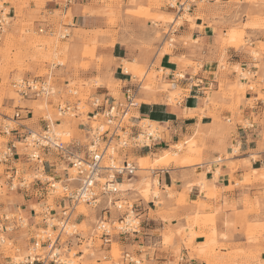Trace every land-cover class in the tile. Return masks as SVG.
Instances as JSON below:
<instances>
[{"label": "crops", "instance_id": "0c3cea01", "mask_svg": "<svg viewBox=\"0 0 264 264\" xmlns=\"http://www.w3.org/2000/svg\"><path fill=\"white\" fill-rule=\"evenodd\" d=\"M131 1L142 2L146 6L149 1L166 0H123L125 8L129 7ZM36 2V0L28 2L23 16L29 21L34 19L33 25L38 29L56 31V24H59L71 30L70 37L77 31L78 33L110 31L114 34L104 38L105 42L114 40L113 47L99 48L98 56L106 59L102 68L92 66L89 70L80 69L76 72L62 63L53 69L57 95L50 98L58 100L57 108L64 102L71 107L77 120L84 116L78 109L80 101L72 103L67 100L73 91L77 93L80 91L79 85L74 83L83 80L89 84L94 83L95 91L91 98L118 99L117 96L122 95V98L127 90H135L136 98L144 100L136 108L140 115L138 121L140 118H147L169 131V135H164L152 150L136 151L137 155L168 151L184 138L191 136L195 130L207 135L200 143L201 150L205 147L201 156L204 166L198 168L197 174L190 168L174 165H171L170 169L154 172V176L159 178L161 191L173 192L174 199L164 206L161 213H157L156 202L146 203L141 199L137 200L134 210L139 223L135 233L130 232L117 238L123 248L126 262L124 264H208V262L226 264L229 259L228 249L220 250L221 255L217 257L207 254L199 257L197 254H191L186 243L192 234H195L192 243L194 247L208 243V235L215 238L217 244L229 245L233 249H236L237 245L246 246L245 236L236 234L230 226L231 222L237 223L240 220L230 206L236 205L237 210L243 212L244 206L241 201L244 196H249L254 210L259 211V214L248 217L264 222L262 196L264 185H238L247 174L264 173V68L262 71L256 68L264 61L252 56V51L258 49L260 44H264V32L257 29L246 30L251 40L247 44L250 47L238 49L233 46L224 47V42L227 43L232 38L225 39L228 27L236 21L235 17L229 15V10L217 15L208 9L201 12L196 5H192V11L189 13L192 20L185 19L182 25L173 31L179 43L172 53L160 56L163 47L153 44L152 49L146 48L149 44L148 36L139 31L143 21L127 16L126 9L110 7L107 2L101 0H41L42 7L36 11ZM6 7L10 8L9 16L12 21H16L15 8L11 3H7ZM3 15V9H0V18ZM69 15L71 23H64ZM183 15H179L177 20ZM125 25L130 27V30H124L122 27ZM80 41L79 39L75 42L78 49L81 46ZM181 58L190 61L191 64L181 67L177 61ZM124 61L130 64L137 62L141 66L147 65L156 73H161L157 90L142 92L141 85L136 82L137 79L124 71ZM222 62L231 70L239 66L244 71H250L253 77L238 78L236 70L220 76ZM222 83L224 92L221 93ZM163 86H170L171 92L177 93L176 104L169 102V90L164 92ZM114 91H119V95L115 97ZM5 106L7 109L13 107L18 111L19 119H15L18 123H27L34 118L33 109L16 107L14 100H7ZM88 107L90 110L86 115L89 118L91 117L89 112L91 113L93 109L90 102ZM217 117L222 119V122L217 121L215 119ZM33 126L37 127V123ZM55 126L59 128L58 124ZM88 126L89 123L87 125L81 122L80 131L87 129ZM19 128L21 132L26 129L28 131L30 127L24 129L23 125H19ZM18 134L19 132L16 133ZM69 147H78L77 142L70 144ZM226 154L228 157H225L223 165L213 162L214 159H219L220 155ZM183 156L193 159L190 154ZM23 159L24 163H27L26 158ZM53 163L55 164L54 161L51 164ZM195 180H204L208 187L207 194L213 193L215 196L209 197L199 184L193 183ZM11 195L7 198L14 200L7 203L8 210L10 212L21 210L25 213L26 219L33 224L32 221L36 218L33 214L36 213L34 206L41 203L40 183L36 181V185H31L30 189L11 192ZM181 197L187 201L186 206L178 205L177 200ZM257 199L259 202H256ZM199 202L203 206L204 216H209L215 221L214 229L210 225L189 227L186 217L196 211ZM178 230L187 240H182L181 236L176 234ZM19 232L14 230L11 233L13 241L17 239ZM164 232L171 233V236H167L168 239L171 237L168 244L164 240ZM213 232L216 237H212ZM227 234L233 236L230 235L229 239L223 238ZM83 240V235L78 234L75 240H70L67 244L70 248L74 243L80 247ZM88 240L90 241V238L86 242ZM111 245L112 243L107 246ZM82 254L79 252L78 257L83 258ZM3 264L13 263L6 260Z\"/></svg>", "mask_w": 264, "mask_h": 264}, {"label": "rangeland", "instance_id": "374dc122", "mask_svg": "<svg viewBox=\"0 0 264 264\" xmlns=\"http://www.w3.org/2000/svg\"><path fill=\"white\" fill-rule=\"evenodd\" d=\"M29 1L31 0L0 1V9H3V12H5L4 16H8L6 22H9V25L6 28L7 30L0 41V215H4L6 213L9 215L10 219H13L14 216L19 214V217L23 218V222H26L24 212L21 210L10 212L7 208V203L14 200V198L13 200L7 198V196H12L11 192H8L7 188V184L9 182L8 178L10 177L9 169L12 168V166L19 170V178L20 176H23L27 180V183L34 182L35 178L40 179L41 203L34 206L36 213L33 212V214L36 215V218L32 221L33 224L27 220L28 222L26 227V223H23L22 227H25L18 229L20 232L17 235V239L15 238V241H13L14 237L10 236L11 233L4 235L0 234V264H3L6 260L13 264H18L20 261H24L27 256H33L35 254L45 257L49 252V249H43L40 245H38V249L34 250V240H32V238L37 237L42 233L43 238H45V222L51 223L49 224L47 234H50L52 239L56 238L58 231L55 228H52L51 225H55L57 222L56 220L51 221L50 216L47 218L44 216V213L47 210L46 208L49 205V208L53 209L52 213L56 214L54 216L59 217L62 212V209L60 208L61 201L63 207L65 205H69L68 201L63 203L62 198L65 196L63 187L68 185L70 190L77 188L75 181H69V179L75 177V173L70 169L71 165L66 158L64 159V157L56 151L47 150L44 153H41L44 166L39 164L40 173L38 174L35 173L36 171L34 170V166L36 165L33 162L24 163L25 161L23 158H27L30 153V148L26 146L24 138L28 136L29 131L37 133L43 132L46 129V123L48 121L50 129L52 128V123L58 124L59 128L55 127V131L62 134L61 142L63 143V147L70 148V144L77 142L78 147L76 148L82 151L85 146L89 144V136L87 133L88 127L87 129L80 131L81 128H79V125L81 122H84L87 125L89 123V125L94 126V124L92 125V123H90V120L86 115L90 109L83 102L85 100L88 101V98L95 91L93 82L89 84L83 80H78L74 83L79 85L80 91L78 92V96L67 97V100L72 103L82 99V106H84V108H82L79 112L82 111V115L84 116L77 120L75 116H72L73 114L64 116H60L58 114L57 99L55 100L50 97L38 98L33 96L22 97L13 86L14 81L24 78L26 79L27 77H45L50 72L48 66L58 63H63L67 65V67L75 69L76 72L80 71V69L89 70L92 66H96L100 69L106 63V59L98 56L99 48L114 46V40L110 42L104 41V38L114 36L113 32L110 31L83 33H78L77 31L74 35L63 41H59L57 36L50 37L47 34H40V29L33 25L34 19L29 21V19H26L23 16L25 8L29 5ZM36 1V11H39L42 7V3L41 0ZM101 1L107 2L110 7L117 6L122 10L126 9L125 13L127 16H133L134 18L141 19L143 23L140 25L142 28H140L139 31L144 35H147L149 41L146 48L148 50L152 49L153 44L154 46H162L163 49L160 51V56L173 52L179 43L177 37L173 34V31L177 30L182 25V21L185 19L192 20L189 13H184L182 18L177 20L178 16L170 7L171 4H175L176 0H166L165 2L149 1L146 6H144V3L142 2L131 1L129 7L126 8L123 5V0ZM7 3H11L15 8L17 18L14 22L8 15L10 14V8L6 7ZM193 5H196L201 12L202 10L208 9L211 12H215L217 15L229 10V15L235 17L236 21L228 27V32L225 37V39L227 37L232 38L228 40L229 42L227 43L229 44L224 42V47L233 46L236 49L245 46L250 47V45L247 44H249L251 40L247 36L246 30L257 29L264 32V0H216L214 2L196 0V3ZM226 6L228 9H226ZM243 19H245V21H243ZM68 22L71 23L70 15L64 20V23ZM122 28L124 30H130V27L126 25ZM55 30L56 33L67 31L69 34H72L70 29L59 24H56ZM79 39L81 40V46L78 49L75 42ZM263 54L264 44H260L258 49L252 51L253 58L260 60L263 59L264 61ZM177 61L181 67H186L187 64H191L190 61L182 58ZM123 63L126 72L134 76L135 79H137L136 82L141 85L142 92L157 90L158 80L162 75L161 73H156L154 69L150 68V66H141L137 62L130 64L128 61H124ZM256 68L262 71L264 63ZM233 70H236L238 78L253 77V75L250 74V71H244L239 66L231 70L225 62H222L220 76L231 74ZM51 81L55 82L54 79ZM170 88V86H163L162 90L164 92L169 90V102L171 104H176L178 95L176 92H171ZM220 91L221 93L224 92L223 83L221 84ZM113 95L116 97V95H119V91H114ZM121 96L122 95H119L117 97L119 98ZM10 99L15 101L16 107H22L24 109H28L29 107L33 109V120L28 121L27 123L16 122L15 114H17L18 111L13 107L7 109L5 106L6 101ZM136 101L138 102V105H141L144 102V100L140 98H137ZM138 117H140V115L138 114L137 109L132 110L131 115L128 117V125L137 124L140 127H145V124L143 125V123L138 121ZM215 119L222 122V119L219 117ZM35 123H37V127L33 126ZM19 125H23L24 129L27 127L30 128L28 131L26 129L20 132L21 128H19ZM7 126H9L10 129L13 128L14 131L16 130L19 134L16 135L17 132L15 131L16 133L12 132L10 135H6L4 133V128ZM158 126L161 138H164V135H169V131L166 130L165 127L162 125ZM206 136L207 135L203 132L195 130L191 136L184 138L168 151H162L156 154L152 152L153 154L138 155L130 153L129 160L134 163L139 170L136 172L135 177L130 181L126 179L124 181V184L127 185V188H130L131 191H124L121 193V196L127 198L130 206L124 207L119 213L112 208L111 220L115 221L114 226H119V217L127 211H130L133 206H136L138 199H141L146 203H150L151 201L156 202L157 213L163 212L164 206L174 199V194L169 190L167 193H163L161 191L160 185L157 183V177L153 179L154 170L170 169L171 165H174L176 167L190 168L194 174H197L199 171L198 168L204 166V161L201 156L203 154V148L205 147H202L201 150L200 143L204 141ZM14 142L16 143L19 157L16 156V158L12 161L15 164L11 165V163L7 164L3 161L2 156L3 153L6 152V149ZM236 151H238V149H236ZM188 154H190L194 160L189 156H183ZM178 156L183 157L179 158ZM225 157H228V155H220L219 159H214L213 162L215 164L223 165L226 161ZM218 160H220V162H218ZM53 161L55 164L53 163L52 165L51 163ZM178 163L188 164V166H182ZM55 182H61V185L59 187L54 186L55 188H53L52 185L56 184ZM16 183H18L17 180ZM193 183L199 184L202 191H205L207 194L208 187L204 180H195ZM33 184L36 185V183ZM257 184L264 185V173L254 172L252 174H247L242 178V183H238L239 186ZM189 188H191V185H189ZM207 195L209 197L215 196L213 193H208ZM154 196H156V199H154ZM262 196L264 198V194ZM177 201L178 205L186 206L188 204L183 197ZM256 202H259V199H257ZM241 203L244 206L243 212H239L236 205L230 206L237 219L241 220H238L237 223L231 222L230 226L236 234L245 236L246 246L245 244L237 245V248L233 249V247L231 248L229 245L217 244L215 238H211V235H208V243L194 247L192 243L195 240V234H192V237L188 239L186 243V246L190 248L191 254H197L199 257L202 254L217 257L221 255L220 250L228 249L229 253L227 255H229V259L226 264H264V222L253 220L248 217L252 214H259V211L254 210L253 203L249 199V196H244ZM105 206L106 203L104 202V199H101V205L99 207L93 208L85 204L79 205L72 214L66 233L60 236V247L58 246L61 256L67 264L126 263L124 261L125 258L123 255V248L119 244L117 238L113 240L111 247H109L104 245L100 239L95 238L94 236L98 220L102 218V215L105 212L103 211ZM133 216L134 215H131V217ZM186 218L189 227L210 225L212 226V229L215 228V221L210 219L209 216H204L203 206L200 202L197 204L196 211ZM116 231L117 230H114V233L118 232ZM74 233L82 234L84 240L80 247H77L76 243H74V246L70 248L67 243L70 240H75V235H73ZM176 234L181 236L182 240L186 239V236L181 234L180 230H178ZM230 235H224L223 238L229 239ZM167 236H171V233H163L164 240L168 244L171 237L168 239ZM212 237H216L214 232ZM88 238H92V240L90 239L91 242L89 240L86 242ZM1 239H3L4 242L1 241ZM202 247L204 248L201 249ZM79 252L83 253V258L78 257ZM208 264L220 263L208 262Z\"/></svg>", "mask_w": 264, "mask_h": 264}, {"label": "built area", "instance_id": "2783aa9c", "mask_svg": "<svg viewBox=\"0 0 264 264\" xmlns=\"http://www.w3.org/2000/svg\"><path fill=\"white\" fill-rule=\"evenodd\" d=\"M207 1L214 2L215 0ZM195 3L196 0H184V2L183 0H176L175 4H171L170 7L175 11L176 15L179 16L184 13H190L192 11V5ZM5 24L6 20L1 19L0 40L4 32L3 27H5ZM40 32L43 34L48 33L52 37L57 36L59 41L67 40L70 37L67 31L56 33L54 30L49 31L43 28ZM60 65L62 64L50 65L49 71H53V69ZM13 86L22 97L33 96L38 98H49L57 95L54 84L51 85L46 79L42 80L36 77H27L26 79L14 81ZM77 94V92L73 91L72 95L77 97ZM135 94V90H127L123 99L111 98L100 100L99 98L90 97L89 102L93 109L91 113L89 112L91 116L89 120L99 121L101 117L108 128L104 132H100L102 125L96 128L89 125L88 132L94 133L93 139L90 140L89 144L86 145L82 151L76 147L71 149L63 147V143L56 144L52 137L49 123L46 124V129L43 132L37 133L29 131L28 136L24 138L26 146L30 148V153L26 160L28 163L33 162L36 165L34 166L36 174L40 173L39 164L44 166L41 152L56 150L64 158L68 155L69 164L76 171L75 182L77 188L70 190L68 185L63 187L65 193L64 198H62L63 203L68 201L69 205L63 207L61 201L60 208L62 212L59 217L54 216L56 214L52 213L53 209H50L49 205L47 208L45 207L47 210L44 216L46 218L50 216L51 221L56 220L57 224L51 226L58 231V235L55 239H52V236L47 234L50 223L45 222V238H43L42 233L37 237H33L32 240H34V250L38 249V245L43 249L48 248L49 252L47 255L45 257L37 254L33 256L29 255L24 261H20L18 264H67V262L63 260L59 250L60 236L66 233L71 216L79 205L85 204L89 207L97 208L101 205V199H104L106 203V206L103 208L105 215L98 220L94 235L95 238L100 239L104 245H110L115 238L126 236L130 232L135 233V228L139 222L136 224L137 218L135 216L134 206L130 211H127L119 217L118 227H115V221L111 220L112 208L119 213L124 207L130 206L127 199L121 196V193L124 191H121L119 183H124L125 179L130 181L139 170V168L129 160V154L135 153L136 151H150L153 147L157 146L162 139L160 134L152 132L150 127H140L137 124L130 126L127 124L128 117L131 115L132 110L138 107ZM57 110L60 116L74 114L71 107L67 106L64 102ZM15 117V119H19V114H15ZM15 131L13 128L10 129L9 126L4 128V133L6 135H10ZM109 150L112 152V155H118L120 152H123L125 153L123 155L125 158L119 159L113 156L106 157V153ZM69 155H71V158H69ZM16 156L19 157V153H17V146L14 142L6 149V152L3 153L2 160L7 164L11 163V165H14L15 163L12 161ZM9 170L10 177L8 178L9 182L7 184L9 192L13 193L20 190H28L36 181L40 183V179L38 178H35V181L32 183H27V180L23 176L19 178V170L14 166ZM16 180L18 183H16ZM52 187L55 188L54 185H52ZM154 199H156V196H154ZM107 213L110 214L107 215ZM131 215L135 217L133 218ZM22 225L23 219L19 217V214L13 219L4 215L0 218V234L12 233L14 230L21 228ZM114 230L118 232L116 231L117 233H114ZM78 234L80 233H74L73 235L77 236ZM90 239L92 240V238ZM1 241H3V239H1Z\"/></svg>", "mask_w": 264, "mask_h": 264}, {"label": "bare ground", "instance_id": "6f19581e", "mask_svg": "<svg viewBox=\"0 0 264 264\" xmlns=\"http://www.w3.org/2000/svg\"><path fill=\"white\" fill-rule=\"evenodd\" d=\"M216 1V0H215ZM5 8V7H4ZM4 14H5V12H4ZM8 15H10V14H8ZM7 17L8 16H4L3 15V17L2 18H0V20L1 19H4V20H7ZM8 25H9V22L7 23L6 22V24H5V27H3V30H4V32H3V35L5 34V32H6V28L8 27ZM41 30V29H40ZM40 30H39V32H40ZM40 34H43V33H41L40 32ZM44 34H46V33H44ZM3 35H2V37H3ZM2 37H1V39H2ZM1 41V40H0ZM124 71L126 72V70H125V68H124ZM127 73V72H126ZM36 78H40V79H42V80H47V81H49V83L51 84V85H53V84H55V82H52L51 80L52 79H54V75H53V72L52 71H50L49 72V74L48 75H46L45 77H36ZM72 94H73V92H72ZM73 97H75L74 95H72ZM91 97V96H90ZM89 97V98H90ZM100 100H102L101 98H99ZM118 99H123V97L121 98V97H119ZM82 99H79V100H77V102H79V101H81ZM85 101H87V100H85ZM85 101H83L85 104H86V106L88 107V102H89V100L87 101V102H85ZM80 105H79V109L81 110L82 108H84V106H82V101L79 103ZM89 119V118H88ZM139 121H140V123H143V125L145 124V127H150V129H151V131L152 132H157V133H159L160 134V131L158 130L159 129V126L157 125L158 123H156V122H154V121H150L149 119H147V118H140L139 119ZM128 122H129V120H127V124H128ZM90 123H92V125L94 124V126L93 127H98L99 125H102V128H101V130H100V132H104L108 127H107V125L104 123V121L101 119V117H100V119H99V121H93V120H91L90 121ZM132 125V124H131ZM130 125V126H131ZM134 125V124H133ZM52 128H51V134H52V137H53V139H54V142L56 143V144H58V143H62L61 142V136H62V134L61 133H59L58 131H55V123H52ZM40 133V132H39ZM65 133V132H64ZM89 133V142H90V140H92L93 139V135H94V133H92V132H88ZM56 151V150H55ZM39 152V151H38ZM56 152H58V151H56ZM40 153V152H39ZM42 153V152H41ZM44 153V152H43ZM123 152H120L118 155H115V154H113L112 155V152L109 150L107 153H106V157H110V156H113V157H117V158H119V159H123V158H125V156L123 157V155L125 154V153H123ZM168 157V156H167ZM65 158H66V160L68 161V155L67 156H65ZM64 158V159H65ZM69 158H71V155H69ZM163 159V158H162ZM166 159V158H165ZM189 159V158H188ZM187 159V160H188ZM159 161V160H158ZM69 162V161H68ZM189 162V161H188ZM218 162H220V161H218ZM71 170H73V172L75 173V177H73V178H71V179H69V181H75L76 180V171H75V169H73L72 168V166H71V168H70ZM160 170V169H159ZM162 170V169H161ZM155 171V170H154ZM157 177V183L159 184V178H158V176H154L153 175V179L154 178H156ZM154 182V181H153ZM56 184H54V186H56V187H59L60 185H61V182H55ZM119 185H120V189H121V191H131L130 190V188H127V185H125L124 183H119ZM160 185V184H159ZM80 214V213H79ZM5 216H7V217H9V215L8 214H4ZM4 215H0V218L2 217V216H4ZM80 215H82V214H80ZM83 216V215H82ZM14 217H17V216H14ZM84 217V216H83ZM133 218H134V216H133ZM23 219V218H22ZM26 222V227H27V219L25 220ZM139 222V220H137L136 221V224ZM24 223V222H23ZM24 223V224H25ZM51 224V223H50ZM25 226H23V227H25ZM22 227V228H23ZM68 228V227H67ZM32 256V255H31Z\"/></svg>", "mask_w": 264, "mask_h": 264}]
</instances>
